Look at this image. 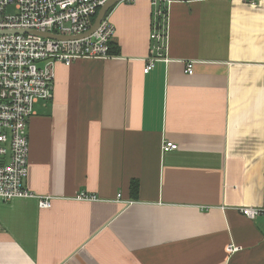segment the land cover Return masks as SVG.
<instances>
[{
  "label": "crops",
  "instance_id": "0c3cea01",
  "mask_svg": "<svg viewBox=\"0 0 264 264\" xmlns=\"http://www.w3.org/2000/svg\"><path fill=\"white\" fill-rule=\"evenodd\" d=\"M159 4L165 38L151 0H122L116 54L54 66L27 120L33 196L0 200V264H264V212L239 210L264 209V0Z\"/></svg>",
  "mask_w": 264,
  "mask_h": 264
},
{
  "label": "built area",
  "instance_id": "2783aa9c",
  "mask_svg": "<svg viewBox=\"0 0 264 264\" xmlns=\"http://www.w3.org/2000/svg\"><path fill=\"white\" fill-rule=\"evenodd\" d=\"M106 0H0V200L32 197L24 186L28 174L29 143L27 120L34 113L37 100L51 97L55 62L68 66L81 58H107L109 42L114 32L106 15L89 36L78 39H53L34 33L14 32L29 29L60 35H78L92 24L99 8ZM151 0L154 6L152 40L165 38V6ZM254 2V0H249ZM14 5L15 14H7ZM161 17L162 30H158ZM159 46L158 49H161ZM157 60L149 56L143 68L149 72ZM185 71L192 73V63ZM177 144L165 141L162 150H173ZM77 198L90 200L94 195L81 192ZM41 207H49L48 198L41 199ZM240 212L254 218L264 209L242 207ZM236 248L227 246V251Z\"/></svg>",
  "mask_w": 264,
  "mask_h": 264
},
{
  "label": "water",
  "instance_id": "95a60500",
  "mask_svg": "<svg viewBox=\"0 0 264 264\" xmlns=\"http://www.w3.org/2000/svg\"><path fill=\"white\" fill-rule=\"evenodd\" d=\"M120 1L122 0H106L104 4L101 5V7L99 8L90 27L85 32L80 33L78 35H60V34L49 33V32H38L35 30H29V29L15 30L14 32L34 33V34H39V35L53 38V39H78V38L87 37L96 30L101 20L103 19V17L107 15L109 10Z\"/></svg>",
  "mask_w": 264,
  "mask_h": 264
},
{
  "label": "trees",
  "instance_id": "16d2710c",
  "mask_svg": "<svg viewBox=\"0 0 264 264\" xmlns=\"http://www.w3.org/2000/svg\"><path fill=\"white\" fill-rule=\"evenodd\" d=\"M110 11V10H109ZM158 20H159V27H157V29L160 31L162 30V28L164 29V27H162V21H161V17L159 16L158 17ZM117 47L115 45V43L111 40L109 42V53L110 54H116L117 53ZM137 185L135 182H133L132 186H131V191L133 192V194L135 193L136 194V191H137Z\"/></svg>",
  "mask_w": 264,
  "mask_h": 264
},
{
  "label": "rangeland",
  "instance_id": "374dc122",
  "mask_svg": "<svg viewBox=\"0 0 264 264\" xmlns=\"http://www.w3.org/2000/svg\"><path fill=\"white\" fill-rule=\"evenodd\" d=\"M6 11H7V14L14 15L15 14V7H14V5L8 6L7 9H6ZM58 63H60V62H55V65H57ZM33 110H34V105H33Z\"/></svg>",
  "mask_w": 264,
  "mask_h": 264
}]
</instances>
